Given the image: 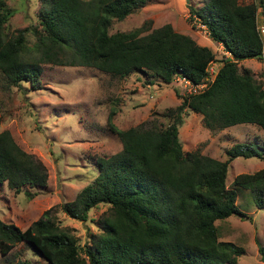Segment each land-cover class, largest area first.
<instances>
[{"label":"trees","instance_id":"obj_1","mask_svg":"<svg viewBox=\"0 0 264 264\" xmlns=\"http://www.w3.org/2000/svg\"><path fill=\"white\" fill-rule=\"evenodd\" d=\"M41 1L37 26L30 28L34 41L28 44L26 29L10 36L3 32L9 13L0 0V75L8 84L37 86L40 64L50 63L92 67L118 77L144 73L164 84L184 78L205 87L184 96L175 89L179 103L166 109V125L112 128L120 150L99 158L93 182L60 205L78 221L87 219L89 209L107 205L87 245L80 247L48 208L22 230L0 221V254L21 243L47 264H237L242 248L218 240L214 222L230 215L245 217L235 204L234 188L225 185L226 171L238 157L264 159V140L235 142L220 160L198 149L184 152L177 126L187 109L198 113L211 131L249 124L264 136V88L238 65L264 57L256 28V11L264 16V0L186 5L207 37L228 54L220 60L170 24L144 34L141 28L109 33L112 19L121 21L150 0ZM215 61L220 65L211 79L207 66ZM46 180L39 159L19 148L7 130L1 131L0 185L31 196L26 188L44 187ZM232 186L249 190L255 207L264 208V167L235 175ZM10 264L31 263L22 259Z\"/></svg>","mask_w":264,"mask_h":264},{"label":"rangeland","instance_id":"obj_2","mask_svg":"<svg viewBox=\"0 0 264 264\" xmlns=\"http://www.w3.org/2000/svg\"><path fill=\"white\" fill-rule=\"evenodd\" d=\"M205 0H150L123 20H111L109 33L141 28L147 30L170 24L173 30L187 34L201 46L211 49L215 60L223 53L221 45L209 43L207 34L188 13L186 5L201 6ZM255 0H239L242 5ZM41 0H5L8 20L3 32L14 35L26 29L28 44L34 41L30 28L37 26ZM46 7V6H45ZM264 16L256 11V28L264 48ZM220 63L208 64L213 76ZM250 70L253 78L264 88V57L245 59L238 63ZM39 85L30 86L21 81L8 84L0 75V132L7 130L24 152L39 159L47 171L44 187L26 188L14 193L5 183L0 185V221L24 229L37 219L43 210L50 214L61 228L71 234L82 247L89 243V234L97 233L98 216L107 205L99 204L87 212L85 221L68 217L60 205L71 201L85 185L98 174L97 160L106 158L121 148L112 131L127 127L161 126L168 123L166 109L179 103L177 94L187 91L175 79L170 84L144 73L113 76L92 67L40 64ZM177 90L175 94L174 90ZM112 113V114H111ZM177 137L184 152L198 149L215 159L225 158L224 150L235 142H261L263 133L255 126L237 124L220 131L204 127L201 116L189 110L181 114ZM264 167V159L238 157L230 161L225 178L227 188L235 190V204L245 217L230 215L216 220L218 240L242 248L237 264H264V208H257L249 190L232 186V179L240 173H252ZM25 189V188H24ZM83 257V253H79ZM26 259L31 264H47L25 244L18 243L6 254H0V264Z\"/></svg>","mask_w":264,"mask_h":264},{"label":"built area","instance_id":"obj_3","mask_svg":"<svg viewBox=\"0 0 264 264\" xmlns=\"http://www.w3.org/2000/svg\"><path fill=\"white\" fill-rule=\"evenodd\" d=\"M262 26H264V24ZM209 77L212 79L213 76L210 75ZM175 80L180 82V84H182V87L186 89L187 93H195L197 91L202 90L205 87V83L192 85L189 81L185 80L184 78H175Z\"/></svg>","mask_w":264,"mask_h":264},{"label":"crops","instance_id":"obj_4","mask_svg":"<svg viewBox=\"0 0 264 264\" xmlns=\"http://www.w3.org/2000/svg\"><path fill=\"white\" fill-rule=\"evenodd\" d=\"M177 31V30H176ZM177 32H180L179 30L177 31ZM205 39L209 42V43H211L212 44V41L208 38V37H205ZM215 43V42H214ZM220 45V44H219ZM209 48V47H208ZM210 49V48H209ZM223 53H225V52H223ZM211 64V63H210Z\"/></svg>","mask_w":264,"mask_h":264},{"label":"water","instance_id":"obj_5","mask_svg":"<svg viewBox=\"0 0 264 264\" xmlns=\"http://www.w3.org/2000/svg\"><path fill=\"white\" fill-rule=\"evenodd\" d=\"M188 2V0H185V3H187Z\"/></svg>","mask_w":264,"mask_h":264}]
</instances>
